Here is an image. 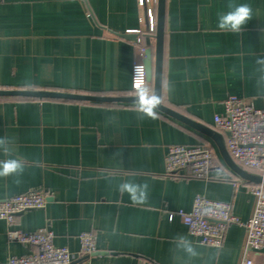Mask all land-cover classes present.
I'll use <instances>...</instances> for the list:
<instances>
[{
	"label": "crops",
	"instance_id": "1",
	"mask_svg": "<svg viewBox=\"0 0 264 264\" xmlns=\"http://www.w3.org/2000/svg\"><path fill=\"white\" fill-rule=\"evenodd\" d=\"M229 2L166 0L162 75V103L218 131L225 146L227 132L214 120L225 98L234 94L264 107V83L257 85L255 69L256 58L264 56V0H232L253 9L238 34L217 28V14L227 12ZM148 5L156 12L157 0H0V89L136 94V41L121 35L135 33L147 47L145 35L154 33ZM148 88L153 92L152 82ZM134 103L0 96V138L13 140L26 164L20 183L0 178V199L32 189L48 193L44 208L15 214L12 227L49 228L55 244L75 254V263L242 264L249 257L264 264V249L248 248L238 224L227 227L221 247L202 244L196 257L183 250L180 237L199 241L176 211H189L202 194L230 202L246 221L255 183L229 167L199 128L158 109L157 119H139ZM201 143L215 152L207 178L166 173L168 145ZM221 169L224 178H217ZM124 181L146 182V202L133 204L121 194ZM8 228L0 218V264L37 252L34 245L8 241ZM87 230L95 235L96 251L82 255L79 234Z\"/></svg>",
	"mask_w": 264,
	"mask_h": 264
},
{
	"label": "built area",
	"instance_id": "2",
	"mask_svg": "<svg viewBox=\"0 0 264 264\" xmlns=\"http://www.w3.org/2000/svg\"><path fill=\"white\" fill-rule=\"evenodd\" d=\"M141 5L150 0H138ZM150 31H155L156 12L151 5L147 6ZM146 46L136 41L133 53L132 86L136 90L141 81L133 79V66L140 65L145 72L143 58ZM147 77V76H146ZM139 85V87H137ZM224 111L215 115L216 126L228 132L226 147L241 167L264 174V107L259 108L244 98L229 94L224 102ZM215 152L206 144L186 145L170 144L165 155V171L169 175L182 174L191 178H207L214 165ZM251 192L255 197L254 210L246 221L241 220L232 210L230 202L209 198L198 194L195 196L189 211L178 210L176 213L187 225L189 232L202 244L221 247L224 243L227 227L238 224L245 228L246 246L253 249H264V182L253 184ZM47 191L32 189L0 199V218L9 225L8 241H18L34 245L37 252L13 255L7 264H90L88 260L75 263V254L64 246L56 245L55 234L47 227L33 231L13 228L15 214L28 209L44 208L47 203ZM172 212L170 217H173ZM80 254L90 255L96 251L95 235L87 230L79 234ZM154 264V263H146ZM242 264H253V260L245 257Z\"/></svg>",
	"mask_w": 264,
	"mask_h": 264
},
{
	"label": "clouds",
	"instance_id": "3",
	"mask_svg": "<svg viewBox=\"0 0 264 264\" xmlns=\"http://www.w3.org/2000/svg\"><path fill=\"white\" fill-rule=\"evenodd\" d=\"M227 12H219L217 14V28L225 33H240L242 28L253 17V9L247 3L236 4L230 0L227 5ZM256 82L257 85L264 83V56L257 57L255 60ZM133 79L146 81L147 77L142 71L140 65L133 66ZM162 103L161 97L151 92L147 83H142L141 87L136 89V99L134 103L135 110L139 119L151 118L157 119V107ZM14 143L8 137L0 138V154L4 159H0V178H13L15 183H20V177L25 172L26 164L22 157L15 154ZM217 178H224L223 170H217ZM148 184L134 183L124 181L118 185L121 194L127 193L133 204H143L147 200ZM184 241L183 250L190 256L198 255L197 246H203L200 242H193L186 237H180Z\"/></svg>",
	"mask_w": 264,
	"mask_h": 264
},
{
	"label": "water",
	"instance_id": "4",
	"mask_svg": "<svg viewBox=\"0 0 264 264\" xmlns=\"http://www.w3.org/2000/svg\"><path fill=\"white\" fill-rule=\"evenodd\" d=\"M165 3L166 0H157L156 6V25L155 31L152 34H146V50L143 63L145 65L146 76L149 82L153 83V93L160 96L162 100V75H163V44L165 36ZM121 36L137 41L138 36L135 33H126ZM151 39H154L152 45ZM0 96H27V97H51V98H68L77 100H87L96 102H122V103H134L136 94L125 96H107V95H93L82 94L73 92L62 91H50V90H28V89H0ZM158 110L173 115L187 123L194 125L204 133L208 134L216 142L218 149L229 167H231L236 173H238L243 179L255 184L264 182V174L249 171L239 164L229 154L225 143L220 133L214 129L205 127L199 123H195L190 119H187L183 115L173 111L163 103L158 107ZM227 135L228 132H227Z\"/></svg>",
	"mask_w": 264,
	"mask_h": 264
},
{
	"label": "snow or ice",
	"instance_id": "5",
	"mask_svg": "<svg viewBox=\"0 0 264 264\" xmlns=\"http://www.w3.org/2000/svg\"><path fill=\"white\" fill-rule=\"evenodd\" d=\"M137 87H139V85H137Z\"/></svg>",
	"mask_w": 264,
	"mask_h": 264
}]
</instances>
